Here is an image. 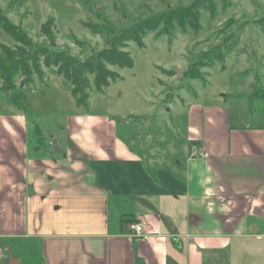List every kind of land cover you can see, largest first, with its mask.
<instances>
[{
  "label": "crops",
  "instance_id": "1",
  "mask_svg": "<svg viewBox=\"0 0 264 264\" xmlns=\"http://www.w3.org/2000/svg\"><path fill=\"white\" fill-rule=\"evenodd\" d=\"M226 101L189 105L177 162H148L90 101L67 115L65 139L40 129L31 147L35 109L12 101L0 114V243L20 264L31 252L28 264H264V113L233 115Z\"/></svg>",
  "mask_w": 264,
  "mask_h": 264
},
{
  "label": "rangeland",
  "instance_id": "2",
  "mask_svg": "<svg viewBox=\"0 0 264 264\" xmlns=\"http://www.w3.org/2000/svg\"><path fill=\"white\" fill-rule=\"evenodd\" d=\"M194 1L0 0V7L13 23L21 22L23 29L38 43L50 44L44 31V26L48 25L55 46H70L75 55L85 58L94 48L107 46L111 37L109 30L120 31L143 18L186 7ZM11 2L14 5L9 8ZM262 18L264 0H217L216 16L201 10L198 31L189 29L184 33L177 29L172 37L153 31L144 38V47L130 42L127 50L134 66L114 67L122 78L111 82L104 92L92 87L90 111L103 113L113 120L119 134L148 162L167 156L174 160L175 155L177 162L188 145L190 104L224 102L226 98L225 106L233 115L237 114V109L239 112L244 109L249 115L264 113V98L250 102L255 91L264 89V30L255 23ZM88 22L104 25L105 32L94 34L86 26ZM242 23L246 26L238 32ZM232 32L238 33L235 49L223 62L201 69V79L190 78L187 73L195 60L222 43L223 48L231 45L232 40H224ZM75 37L84 44H77ZM0 44L15 45L13 37L1 24ZM22 79H17V87L22 85ZM36 82V86L26 87L24 91L27 102L31 100L35 109V112L29 111L31 147L39 138L33 126L42 130L46 141L51 140L53 134L64 138L67 115L77 107L83 108L77 105L70 84L56 76L53 69L45 70V82ZM13 106L11 97L0 91V114L9 113ZM5 253L8 259L12 255L9 251ZM29 254L30 257L21 255L23 264H28L30 259L36 262L34 253ZM18 255L16 252L12 256Z\"/></svg>",
  "mask_w": 264,
  "mask_h": 264
},
{
  "label": "trees",
  "instance_id": "3",
  "mask_svg": "<svg viewBox=\"0 0 264 264\" xmlns=\"http://www.w3.org/2000/svg\"><path fill=\"white\" fill-rule=\"evenodd\" d=\"M201 10L209 12L212 17L216 16L217 0H195L186 7L143 18L120 31L109 30L111 37L106 47L94 48L90 55L80 58L72 52L70 46L63 48L55 46L54 37L48 32V25L44 26V31L48 35L50 44L38 43L20 24L13 23L0 8V24L15 40L14 46L0 44V78L2 80L0 91L10 96L15 104L26 108L28 102L24 93L25 88L35 86L36 80L45 82V70L53 69L56 76L62 77L70 84V90L76 98L77 105L87 108L91 99L92 87L99 92H104L111 82L122 78L119 72L113 69L114 67L123 69L134 66L133 57L127 50L130 42L144 47V38L153 31H157V35L169 37H172L177 29L184 33L189 29L198 31L201 28ZM255 23L264 30V18L256 20ZM86 26L94 34L105 32L102 24L88 22ZM245 26L246 23H242L238 32L242 31ZM237 36V32H232L224 40V42L232 40L231 45L228 44L223 48L222 43L204 52L191 65L187 73L189 77L201 79L203 77L201 69L212 67L217 62H223L226 55L237 46ZM74 39L77 44H84L83 40L76 37ZM19 77L23 78L22 85L17 87ZM254 94L250 102L258 97H260L258 99L264 98V89L260 88ZM34 127L36 132L40 131L38 126Z\"/></svg>",
  "mask_w": 264,
  "mask_h": 264
},
{
  "label": "built area",
  "instance_id": "4",
  "mask_svg": "<svg viewBox=\"0 0 264 264\" xmlns=\"http://www.w3.org/2000/svg\"><path fill=\"white\" fill-rule=\"evenodd\" d=\"M130 228L135 232V234L140 235L144 229L143 223L139 222H131L130 223ZM5 255V248L4 246L0 243V257Z\"/></svg>",
  "mask_w": 264,
  "mask_h": 264
},
{
  "label": "water",
  "instance_id": "5",
  "mask_svg": "<svg viewBox=\"0 0 264 264\" xmlns=\"http://www.w3.org/2000/svg\"><path fill=\"white\" fill-rule=\"evenodd\" d=\"M9 261L11 264H20V261L15 259L12 255H10Z\"/></svg>",
  "mask_w": 264,
  "mask_h": 264
}]
</instances>
